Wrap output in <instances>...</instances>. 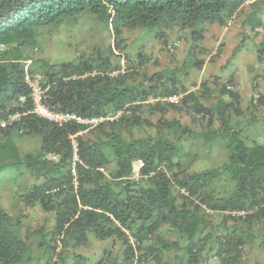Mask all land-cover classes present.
<instances>
[{
    "label": "trees",
    "instance_id": "1",
    "mask_svg": "<svg viewBox=\"0 0 264 264\" xmlns=\"http://www.w3.org/2000/svg\"><path fill=\"white\" fill-rule=\"evenodd\" d=\"M262 5L264 0H0V181L7 170L14 182L24 181L11 190L9 179L14 209L37 207L45 220L54 219L45 231H22V215L0 203V264H85L74 251L90 235L106 246L87 264H258L257 253L264 251V135H249L243 126L264 120V94L250 97V117L243 119L237 89L218 76L198 85L189 75L204 66V58L192 55L209 53L201 43L208 27L224 26L251 7L245 22L259 34ZM82 12L94 26L110 28L113 45L61 63L35 57L44 29ZM134 29L161 39L170 53L188 33L185 62L149 74L141 67L150 56L138 52L137 63L129 59L122 70L123 33ZM171 34L175 39H168ZM255 46L256 61L264 65V36ZM219 53L218 47L214 56ZM27 75L51 111L103 121L57 124L33 113ZM188 79L196 90L187 91ZM214 93L216 101L205 104ZM176 94H182L178 103L156 100ZM170 110L205 120L207 129L162 119ZM157 113L153 123L150 116ZM135 126L155 132L135 137ZM202 135L224 139L227 158L196 171L191 168ZM171 250L180 251L175 262L163 261Z\"/></svg>",
    "mask_w": 264,
    "mask_h": 264
},
{
    "label": "rangeland",
    "instance_id": "2",
    "mask_svg": "<svg viewBox=\"0 0 264 264\" xmlns=\"http://www.w3.org/2000/svg\"><path fill=\"white\" fill-rule=\"evenodd\" d=\"M252 9L253 8L251 7L244 8L240 11L238 16L230 19L224 26L214 25L207 28L205 39L201 43L209 53L207 54V51L202 54L193 53L192 57L204 58L205 61L204 66L199 71L193 72L189 75L190 77L192 76L195 78L198 85L204 79L212 81L215 76H218L219 81L223 83L226 82L225 84H227L230 89H237L242 97V107L244 109L243 119H248L250 117V112L245 108L250 97L253 96L257 98L258 95L264 94V65L259 64L256 61L255 46L264 36V5H262L259 12L261 25L256 28V31H258L259 34L253 32L248 23L245 22L246 15H248ZM92 20L90 14L82 12L65 20L57 27L50 28L49 30L44 29L46 35H42V37L40 36L38 39L39 50H35V57H46L52 62L61 63L73 60L75 56L80 54H92L93 48L95 47H107L109 44L113 45L114 36L112 35L110 28L107 29L103 24H97L94 26ZM183 34L181 40L177 42V49H175L173 53H170L162 50L163 41L155 38L153 35L144 36L145 33H143V31L141 32L139 29L124 31L123 41L127 47L123 52H120L122 70L126 68L129 59L134 61L133 64L137 63L138 52H143L150 56V61L141 67L149 74H153L162 69H171L174 66L179 67L185 62L187 51L190 47L188 33L184 32ZM174 37L175 34H171L168 39H175ZM218 47L220 48V53L214 56ZM28 63L29 61H27L26 65ZM229 75H232V78L230 81H226ZM186 82L187 91H194L198 88L197 84L192 85V83H190V79ZM215 101L216 98L214 93L213 97L204 101V103L213 104ZM261 109L262 107L256 109L255 112L261 113ZM159 117V113L150 116L153 123H156ZM161 118L166 120L175 118L179 120L183 126L187 125L195 131L207 129L205 120H200V118L191 116L183 111L170 110L167 113H164ZM218 123V121H215V124ZM214 127L215 126H213V128ZM243 128L249 135H264V120L258 121L251 126H243ZM147 132L154 133L155 127L144 126L143 128V126H135L133 128L135 137L145 136ZM201 138L202 139L197 141L200 143V145H198L199 157L194 162L191 169L201 171L205 168L217 167L223 164L227 158L224 139L215 137L206 140L203 135ZM197 142H195L196 146ZM3 173L4 174H1V179L4 181H0V203L3 208H6L10 213L22 215V231H28L29 228L35 229L37 227H41L45 231L46 226H52L54 224V219L49 217L48 220H45V214H43L37 207L31 211L25 208L20 210V207L17 209L12 207L7 195L10 191V185L8 184H11L9 183V179L15 174H10L11 171L9 170L4 171ZM10 180L13 184L11 190L16 189V186H24V181L21 178H17L16 182L12 179ZM35 235L36 233L33 236L35 237ZM34 242L36 244L40 243L38 241ZM32 245L33 247L36 246L34 243ZM105 246L106 242L100 241L93 235H90L87 242L76 249L74 254L86 258L87 262L85 264L92 263L91 261L95 260ZM40 247L42 248V245H40ZM36 248L37 247H35L34 250L35 255L37 254V256H39V250L36 251ZM176 252L180 253L179 250H171L163 257V261L168 259L171 262H175L173 255ZM250 255L253 256V251ZM257 258L258 259L256 260L259 261L258 264L263 262L264 251L258 252Z\"/></svg>",
    "mask_w": 264,
    "mask_h": 264
},
{
    "label": "built area",
    "instance_id": "3",
    "mask_svg": "<svg viewBox=\"0 0 264 264\" xmlns=\"http://www.w3.org/2000/svg\"><path fill=\"white\" fill-rule=\"evenodd\" d=\"M177 46V43L172 44V47ZM171 49V47H170ZM25 81L27 82L28 86L31 89V97L33 100V108H32V112L37 114L38 116H41L45 119H48L54 123L57 124H62L64 122L70 121V120H76L78 122L84 123H97L99 121H103V117H98V118H94L92 120L89 121H84L83 119H81L80 117L74 115V114H69V113H58V112H53L50 109H48L42 102H41V89L38 86V83L36 81V79L32 80L28 75L25 77ZM22 98V97H21ZM182 98V94H176V95H171V96H167V97H158L156 98V100L161 99V100H165L166 102H170V103H178L180 102V99ZM71 144L74 148V152H76V142L75 140L72 138L71 139ZM74 158H76V156L74 155ZM135 165L139 168L142 166V163L139 161L135 162Z\"/></svg>",
    "mask_w": 264,
    "mask_h": 264
}]
</instances>
